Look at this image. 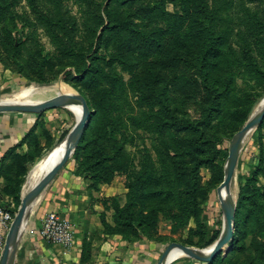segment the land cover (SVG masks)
<instances>
[{"label":"trees","instance_id":"obj_1","mask_svg":"<svg viewBox=\"0 0 264 264\" xmlns=\"http://www.w3.org/2000/svg\"><path fill=\"white\" fill-rule=\"evenodd\" d=\"M35 1L28 0L59 61H73L80 71L75 81L87 94L89 120L72 156L76 171L94 190L115 174L127 178L125 204L109 200L114 226L102 216L104 229L128 241L159 242L153 233L160 218L171 223L173 232L190 221L201 229V203L223 174L221 168L205 187L199 170L212 168L217 145L241 128L264 93V7H254L264 0H108L83 22L89 48L70 35L75 23L60 13L63 0H48L54 11L50 17L38 11ZM78 2L88 9L95 5ZM16 3L0 0V24L13 23L10 11ZM3 36L1 44L14 59L22 43L10 30ZM26 66L34 73L40 69ZM190 100L199 107L196 120L185 111ZM255 133L259 159L239 192L231 250L208 264H237L244 252V264H264V185H256L264 179V119ZM43 135L45 147L32 136L27 152L12 151L1 159L2 196L19 201L27 168L53 145ZM134 136L153 142L151 150L138 153L137 164L127 151ZM217 236L214 232L206 243Z\"/></svg>","mask_w":264,"mask_h":264},{"label":"rangeland","instance_id":"obj_2","mask_svg":"<svg viewBox=\"0 0 264 264\" xmlns=\"http://www.w3.org/2000/svg\"><path fill=\"white\" fill-rule=\"evenodd\" d=\"M90 1L95 4L94 6H90V9L86 8L83 2L79 4L80 2H78V0H63L60 7V13L64 16V18L70 19V21L72 20L75 23V28L73 30H69L70 35L79 46H83L84 48H89L88 39L85 36L86 30L83 27L84 20L92 13H98L99 9L101 12V9H103V7L108 3V0ZM35 4L38 11L42 14L48 17L54 14L52 5L49 4L48 0H36ZM101 4L102 7L100 6ZM254 7L261 9L264 7V4L256 3ZM167 8L169 11H172L171 5H168ZM10 13L13 23L6 21L5 23L0 24V98L7 94L10 95L2 98L0 102L18 103L16 105H29L47 100L55 94H72L87 100L86 92L82 91L79 83L75 81V78L80 74V71L73 65L74 63L72 60L71 62H66L65 60L62 62L59 61L57 51L51 44L50 39L41 25V21L37 19L38 16L34 13L28 0H17L16 5L11 9ZM14 25L15 27H13ZM7 30H10L12 36L16 37V39L22 43L20 54L14 59L5 52L1 44V39L3 40L5 36H3V33H6ZM26 62L36 65L35 67L40 68L39 71L35 69L36 73H34L31 70H28ZM40 71H42L41 74H39ZM27 74L30 75L31 81L26 77ZM123 76L125 79L127 78L126 75ZM39 79H42L41 83L39 82ZM168 98L171 100V94L168 95ZM263 102L264 93L252 106L246 121L262 106ZM54 110H57V118L55 119L57 122L56 127H59V130L62 131L58 133L59 135L54 140L53 145L50 148L47 146L46 152H44L39 159H36L27 168L24 183L19 192V205L21 198L24 199L27 196V194L34 188H32V186L36 183L39 176L43 174V163L47 155L59 146V143L74 126L75 120L79 118V114L74 106L69 104L57 107ZM185 111L191 119H198L199 107L193 100L186 103ZM255 130L248 133L240 145L239 159L230 184L229 194L234 197L236 205L240 189L246 184L247 178L250 176L253 168L258 163L259 146ZM236 133H234L230 139L224 138V140L217 145L218 151L216 152L212 168H200L199 174L202 186L207 187L210 184L212 185L215 178H217L218 171L221 168L223 174L224 165L228 156L229 144ZM136 137L137 136H134L133 144L127 146V151L131 153V156L135 157V164H137L136 156L138 153L144 150V148L151 150V146L153 145V142L148 136H143V138ZM117 177L121 178L119 181L121 189H123V187L126 189V175L118 173L115 174V178ZM220 184L212 185L211 189L208 191L206 199L201 203V229H198L193 221H190L186 228L173 232L169 221L161 218L159 219L156 232L153 233V235L161 240L164 244V249L170 243H178L196 249H203L213 245L221 231L224 229L223 208L220 202L221 190H218ZM2 185H4L3 180L0 179V186ZM256 185L262 187L264 185V179L259 177ZM2 187H0V190ZM18 202H13L12 199L2 196L0 192L1 206L7 207L10 211H14L16 213L19 207V205L17 206ZM247 226L250 228V223H248L246 227ZM214 232H218L217 238L213 242L207 244L206 242L211 239ZM234 232L235 220L233 234ZM258 238L261 239L260 236H258ZM249 242L250 238L246 239V246L249 245ZM229 246V250L225 253V255H222L223 253H221L218 256L225 257L231 250V244ZM247 256L248 253L245 252L238 254L236 259L237 264H244ZM169 264L205 263L180 255L174 258V260Z\"/></svg>","mask_w":264,"mask_h":264},{"label":"crops","instance_id":"obj_3","mask_svg":"<svg viewBox=\"0 0 264 264\" xmlns=\"http://www.w3.org/2000/svg\"><path fill=\"white\" fill-rule=\"evenodd\" d=\"M56 111L0 112V163L9 152H27L28 139L32 136L38 137L41 147L46 145L44 131L55 140L62 131L56 127ZM262 144L264 148V139ZM120 179L114 177L94 190L86 176L76 171L71 157L42 191L20 229L13 264H157L164 250L162 242L146 238L128 241L110 234L102 225L103 216L108 226H114L110 199H116L120 207L125 204L126 189H121ZM48 213L66 218L74 225L70 249L49 244L39 237L38 229Z\"/></svg>","mask_w":264,"mask_h":264},{"label":"water","instance_id":"obj_4","mask_svg":"<svg viewBox=\"0 0 264 264\" xmlns=\"http://www.w3.org/2000/svg\"><path fill=\"white\" fill-rule=\"evenodd\" d=\"M63 101H73L77 104H80L82 108V114L78 119L75 120L74 126L59 143L61 152L51 168L31 190V192L24 199L21 198L20 205L17 209V212L13 216V220L5 239L4 249L0 258V264H13L14 255L16 253V240L20 229L27 222L42 191L54 178L57 172L72 157L74 151L79 145L81 137L88 124L90 115L86 101L83 98L72 94H55L53 97L47 100L29 105H3L0 103V112L40 113L63 106ZM263 119L264 102L262 106L248 118L243 127L230 141L228 156L223 169V180L218 188L219 191L222 188L225 189L227 196L224 203H221L223 208L224 229L221 231L217 240L212 246L203 249L187 247L178 243H170L162 252L157 264H169L171 261H173L174 259L166 262L168 253L173 249H177L182 256L201 261L205 264L210 263L221 253H223L222 255H225V253L229 250V245L233 241V228L236 210V201L234 197L229 194V188L239 159L240 145L243 142L245 135L251 131H254L262 123Z\"/></svg>","mask_w":264,"mask_h":264},{"label":"built area","instance_id":"obj_5","mask_svg":"<svg viewBox=\"0 0 264 264\" xmlns=\"http://www.w3.org/2000/svg\"><path fill=\"white\" fill-rule=\"evenodd\" d=\"M12 220L11 211L0 205V258ZM38 235L45 242L68 250L74 242V225L66 218L48 213L41 221Z\"/></svg>","mask_w":264,"mask_h":264},{"label":"bare ground","instance_id":"obj_6","mask_svg":"<svg viewBox=\"0 0 264 264\" xmlns=\"http://www.w3.org/2000/svg\"><path fill=\"white\" fill-rule=\"evenodd\" d=\"M1 104H3V105H16V104H18V103H12V102H0ZM62 104H69V105H72V106H74V108L76 109V111L78 112V114H79V117L81 116V114H82V108H81V105L80 104H77V103H75V102H73V101H63L62 102ZM246 136V135H245ZM60 152H61V148H60V146H58L55 150H53L49 155H47V157L45 158V160H44V163H43V167H44V172H43V174H41L40 176H39V178H38V180L36 181V183L32 186V188L33 187H35L37 184H38V182L42 179V176L43 175H45L47 172H48V170L51 168V166L53 165V163L55 162V160H56V158L59 156V154H60ZM48 169V170H47ZM46 170H47V172H46ZM46 172V173H45ZM31 188V189H32ZM31 192V191H30ZM29 192V193H30ZM28 193V194H29ZM27 194V195H28ZM226 196H227V192H226V190L225 189H221V191H220V198H221V203H224V201H225V199H226ZM181 254L179 253V251L177 250V249H173L172 251H170L169 253H168V255H167V257H166V262H168V261H170V260H172V259H174V258H176V257H178V256H180Z\"/></svg>","mask_w":264,"mask_h":264}]
</instances>
